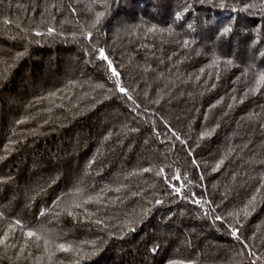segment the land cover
<instances>
[{"label": "trees", "instance_id": "trees-1", "mask_svg": "<svg viewBox=\"0 0 264 264\" xmlns=\"http://www.w3.org/2000/svg\"><path fill=\"white\" fill-rule=\"evenodd\" d=\"M261 76L264 0H0V264H264Z\"/></svg>", "mask_w": 264, "mask_h": 264}, {"label": "snow or ice", "instance_id": "snow-or-ice-1", "mask_svg": "<svg viewBox=\"0 0 264 264\" xmlns=\"http://www.w3.org/2000/svg\"><path fill=\"white\" fill-rule=\"evenodd\" d=\"M101 16H103V13H97V21H99V18L101 17ZM177 19H179V16L177 17ZM7 22V21H6ZM54 30L52 29V28H49L48 29V32L49 33H52ZM230 31V29L229 28H225L224 30H223V32L226 34L227 32H229ZM40 33H37V35H39ZM87 38H91V33H88V37ZM185 43H187V42H185ZM99 58L100 59H103V60H105V61H107V63H108V66H109V68H112V62H111V60H109V58H108V56L107 55H105V52H104V50L103 49H99ZM228 63H231L230 61H228ZM112 73H113V75L114 76H119V73L118 72H116V70L114 69V68H112ZM260 82L261 83H264V76H261V80H260ZM117 83L119 84V81H117ZM100 87H102V85L100 86ZM119 91L121 92V93H125V94H127V90L125 89V88H123V87H120L119 88ZM129 99H131V96H129ZM204 135H207V133H205ZM223 161H221V163H222ZM219 167V164L217 165V168ZM144 171H150V169H144ZM163 170L161 169V172H162ZM160 173H157V175H159ZM116 191H119V189H116ZM175 191L176 192H179L180 191V189H175ZM254 199V198H253ZM92 201H95V202H97V203H99V201H100V197H89L87 200H85L84 201V203H89V202H92ZM157 203H160V201H157ZM197 203H199V201H197ZM76 207H80V205H75ZM245 211V215H247V211H246V209L244 210ZM42 215H43V213H41ZM69 215H72L73 213L72 212H69L68 213ZM230 215H232V214H230ZM236 215H239L238 213L236 214ZM217 219H220V217H217ZM96 223H101V221H99V220H97V221H95ZM232 234H233V236H235L237 239H239V237L237 236V230L236 229H233L232 230ZM27 236L29 237V238H32V237H35V239L37 240V241H40V240H43V242H44V250H45V252H48L49 251V249H48V245L51 243V241L49 240V239H47L46 237H43V236H41L40 234H38L37 232H33V231H29V232H27ZM7 239V233H5V235H4V239H2V240H0V243H4V241ZM55 250L56 251H63V252H69V251H74L75 249H73V247H72V245H66V244H63V243H58V244H56L55 245ZM21 251H23V249H21ZM153 251H155V249H153ZM55 255V252H51L50 254H49V256H48V259L49 260H51L52 259V256H54ZM169 264H179V262H177V261H170L169 262Z\"/></svg>", "mask_w": 264, "mask_h": 264}]
</instances>
